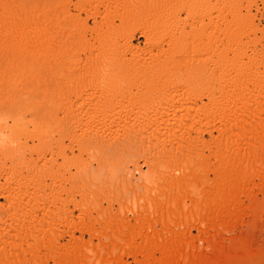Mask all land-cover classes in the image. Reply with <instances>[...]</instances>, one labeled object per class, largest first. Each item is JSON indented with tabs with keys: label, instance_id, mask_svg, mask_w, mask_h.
Instances as JSON below:
<instances>
[{
	"label": "bare ground",
	"instance_id": "bare-ground-1",
	"mask_svg": "<svg viewBox=\"0 0 264 264\" xmlns=\"http://www.w3.org/2000/svg\"><path fill=\"white\" fill-rule=\"evenodd\" d=\"M16 1H18V3L22 2L21 6L22 4L28 3L27 5L30 7L29 8L25 5V10L23 8L24 6H22L23 10L19 13V16L15 15L17 17L13 16L14 14H11L12 10L9 11V9L6 8L8 6L3 4L6 0H0V91L3 90L4 92H7L9 90L8 92H10L11 90H15L19 85L20 87L24 86L23 84L26 80V82H29L28 84L33 87L31 88V91L32 89H34L33 91H36L37 88L39 90L42 85L39 86V82L41 81L40 78L43 77H40V75H42L40 73L43 71L42 64L44 68H46L45 64L47 61L49 64L50 55H52V53L50 54V44H52V39H49V34L51 33L49 31V0H13V2ZM97 1L95 2H97L99 6L102 5L104 7L102 23H105V26H103L104 28L109 27L110 29L106 28L107 31H104L105 29L101 30V28L100 30L103 31V33H99L97 36L95 34L94 41L96 40L95 42H97L98 46H95L96 54L94 55L93 60L89 58L92 61L88 64L86 63L85 66L89 71V78L81 85L79 84V86L76 84L78 88H81L75 97L76 100L79 99L78 110L83 121H80V117L78 119L81 122L82 128L85 129V131H83V136L88 138L97 136L96 139L98 138L100 141L99 136L101 134H97L103 132H107L108 136L109 134L110 136L112 135V138L113 134L116 138V134H122L121 137L118 135L120 137V139L118 138L119 140L125 139L130 135L140 134V136H144V138L151 137V140L153 139L152 143L154 142V144H152L149 139L148 141L152 148H157V152L158 149L165 150L164 147L166 144L170 147L174 144V146L177 147L175 148L178 150L185 146L184 151H186L188 149L186 143H189L190 141L191 143H195L194 141L192 142V137L188 134L189 132H192L189 130L195 128L198 131L203 128L202 133L207 132L208 135H211L212 130L216 129L218 135L222 138L220 143L216 146L220 155L218 156L219 158L217 157L218 160L220 159V162L216 161V164L218 165L220 163L221 165L219 164L218 167L215 166L216 170L214 169L216 171V174L214 173L216 178L214 180V190L210 192L211 194H208V196H212V199H208V201L212 200V202L208 204L206 210H200L201 212L199 214L200 217L206 219V221L211 220V222H214L211 223V225L224 218H232L233 220L235 218L234 216L239 213L242 206L240 202L241 195L248 193L247 178L245 174L247 171L243 168L241 169L239 165L246 162L248 165L250 163L255 166L258 165L257 163L264 161V74L259 70V66L262 65L263 67V64L260 59L261 65H259V57H256L257 55L254 56L256 52L253 55H247L249 47L243 42V38L252 32V28L249 23L250 19L248 20L249 17L247 15L242 16L243 14L241 15L240 13L239 2L241 1L154 0V2L151 0L152 3L144 4L142 2L143 5L140 2L141 0H121L120 2L117 0ZM19 6L20 5H18L17 8L16 6L13 8H16L17 10ZM19 9L17 11H19ZM181 12L185 13V18H180ZM118 16L124 21H120L122 22L121 25L123 27L121 25V27L113 26V17L116 18ZM140 17L142 18L140 19L141 21H146V27L142 29V34L146 38L145 42L147 48L141 52L128 46V43H125L126 45L124 46V49L126 47L131 55V59L129 58V61H126L124 59L125 56L123 57V55L119 53L120 50L117 39H120L119 36L123 37V34L121 33L123 28L125 29L127 26H131L130 24L133 23L135 19L139 20ZM128 21L132 22L129 23ZM125 22L127 24H125ZM120 28H122L120 32L116 31V29L119 30ZM187 29L190 30L187 31ZM100 30L98 29V31ZM98 31L96 33H98ZM250 44H253V42ZM164 46H166V48H164ZM57 47L58 46H56V48ZM72 47H74V45ZM69 49L71 50V46ZM84 50H86V48ZM253 52L251 51L250 54ZM65 53L63 56H66L67 60L72 57L71 54H75L74 49L71 51V54ZM67 55L70 56L68 57ZM88 55L90 56V54ZM56 57H58V55ZM72 58H74V55ZM53 60L55 59H52V61ZM68 63L69 62H67V65ZM74 63L75 62L73 61L72 64L74 65ZM62 65L64 66V64ZM62 65L60 66L62 67ZM38 66L41 71L39 70L38 73H36V69L35 73L36 76L40 74L39 76L34 77V72L32 73V71L29 73L33 74L32 78L23 76L25 68L26 71H28L29 69L31 70V68H38ZM77 67H79L78 64ZM72 68L74 69V67L71 66V69ZM67 69L66 66L65 70ZM37 78H39L38 81ZM43 78L45 80L46 77ZM68 80L70 79L65 81L68 82ZM44 83L46 84V82ZM56 84L60 83L56 82ZM26 85L27 83L25 86ZM29 85L27 86L29 87ZM40 89H42V87ZM133 89L136 93L132 91ZM19 91H21V89H18L17 94ZM4 92L1 94H4ZM12 92L14 94L16 90ZM28 92L31 94L30 89ZM47 93L49 94L48 91ZM19 94L21 96V93ZM35 95L36 92L33 93V97H35ZM18 97H15V99L17 98L19 101L20 98ZM38 97L39 95L36 98ZM42 98L40 101H42ZM204 100H206V103H203ZM16 101L17 100L12 103L15 104ZM34 101L36 102V100L32 101L33 105L35 104ZM44 103H42V105ZM15 105L19 108V106H17L18 104ZM24 106L25 105L22 104V107H20L24 108ZM39 106L40 105L35 107L34 105L33 107L36 109L37 107L39 108ZM34 108H32V110ZM39 109L35 110L36 113ZM40 115L42 116L38 118L42 117L44 120L41 118L43 122L41 119H39L38 122L36 121V124L33 125V133L35 138L39 141L38 143L41 145L40 151H43L44 149L42 146L43 143L46 142V133L47 128L49 127V115L47 113L48 116H43L42 112ZM51 119L53 118L51 117ZM76 119L74 120L76 121ZM79 121L76 124H79ZM135 121H137L138 124L141 121L142 124L139 126L137 122L136 124L131 123ZM21 124L22 123H19L18 121L15 122V131H12L13 133L11 132V134H5L4 127L0 126V180H3V184L0 183V198L5 200V205L0 204V264H47V261L45 260L47 257L44 256V258L39 256L40 253L37 248H33L35 253L30 260H27L24 256L25 252L27 253V249L23 250L25 248H22L23 245H28L27 243L29 240H37L36 242L38 245L40 244L39 246L47 248L48 251L49 249L51 250L52 247L49 245V232L52 230L49 229V218L53 214H49V200L53 196H49L48 191L50 190L47 191L49 186L45 183V178H49L50 172L42 171L37 168L35 164L31 166L21 158L22 152L20 149L27 147L25 144L26 147L20 146L18 143L19 137L23 133ZM160 124H162L164 132L166 131V133L162 134L163 132H159V128L162 127ZM119 129H122V133L117 132ZM82 130H80V132ZM187 131L189 132L187 133ZM175 133H179V136L176 134L178 138ZM197 133L200 134V132ZM75 136L77 137V134ZM78 138V140L81 138L79 137V134ZM116 138H113V146L115 140H117ZM119 140L116 141V144L117 142L121 143ZM110 142L112 143V140ZM182 142H184L185 145L181 146ZM87 144H89V142H87ZM109 145L111 144L109 143ZM44 146L43 147L46 150L49 149L45 143ZM80 146L83 145L79 143V149L82 148ZM100 146L98 148H100ZM85 147L86 145L83 147L86 150ZM28 148L29 147H27V149ZM240 151L242 153H247H245L246 155L244 156ZM80 152L82 151L80 150ZM186 156L188 157V155ZM38 157L41 156L39 155ZM196 157L195 159H198ZM48 160L46 159L45 161L43 159L42 161L45 162L42 166H45ZM186 160L183 163H186ZM175 161L176 160H174V162ZM219 166L222 167L220 168ZM54 172L52 171V173ZM198 174L195 175L197 176ZM247 174H249V172ZM55 177L58 178L60 176L58 174V176ZM58 180L59 179H57V181ZM172 180H174V178ZM179 182L180 181H178V183ZM176 183H170L171 186L167 185L169 187L167 191L170 189L172 190L173 188L175 189ZM53 185L51 183V187ZM54 197L52 198L54 200V206L52 205V207L55 209V204H57L58 201L61 203V199H57V201ZM172 199L173 200L170 201L172 203L171 206L176 202L177 204L180 202L176 200L177 198L174 199L173 196ZM167 201H169V199ZM60 203L59 205L63 207L64 205L62 204L64 202H62V204ZM149 207H151V204ZM165 208L164 210L166 211ZM60 209L62 210V208ZM60 209L58 211H60ZM79 209L81 214L84 215L86 213L85 205H80ZM151 209L153 208L151 207ZM58 211H53V213ZM168 212L171 213L170 211ZM154 214L152 216H154ZM54 216L56 217V214H54ZM55 221L57 220L55 219ZM52 223H54V221H52ZM211 225L210 227L213 226ZM216 225H214L212 229L215 228ZM32 243L29 242L30 246ZM177 244L179 246V243ZM177 244L164 243L162 246L159 245L158 247H156V245L154 246L153 243L150 244L148 248L149 252L157 250L160 254L159 259L154 260L155 264H199L200 261H196L195 259L188 260L186 259L187 256L184 257L182 261L176 258L172 252H176L178 247ZM135 247L139 249V246H133L134 250L132 249V252L135 251ZM16 248H20L21 251L19 252L18 250L17 252L16 250L15 254L12 253V250H15ZM142 250L143 249H141V252ZM132 252L131 254H134L133 256L135 257L137 251H135V253ZM138 252L140 253V250ZM44 255L46 254L44 253ZM74 256L72 254V258ZM225 257L228 256H224L222 259H218L221 258L218 257L215 263L238 264V262L242 263L241 261L242 259H245V257L248 258V256H244V254H238V256L235 257L233 256L234 258L231 257L232 259ZM82 258V261H84V256ZM66 260V262L64 261L65 263L61 264H79L81 262V260H72L70 258H66ZM117 260H113L112 262L114 264H121V261L119 259ZM86 261H88L87 263L89 264L91 262L89 260ZM112 262L104 261V263L101 264H112ZM58 264H60V262H58ZM242 264H244V262Z\"/></svg>",
	"mask_w": 264,
	"mask_h": 264
},
{
	"label": "rangeland",
	"instance_id": "rangeland-1",
	"mask_svg": "<svg viewBox=\"0 0 264 264\" xmlns=\"http://www.w3.org/2000/svg\"><path fill=\"white\" fill-rule=\"evenodd\" d=\"M8 1L10 0H6V2L3 4L5 6H8L6 8L9 9V11L12 10L11 14L13 13V16H19V13L22 12L23 8L26 10L25 5L28 4L23 2L25 4H22V6H24L22 8L21 1V3H18V1L13 2V0L10 2ZM57 1L58 0H49V31L52 33L51 34L49 32V36L51 37H49V39H52V44H50V54L52 53V55L49 54L50 65L47 63L48 61L46 62V64L44 63L46 68H44L42 64V70L44 71L45 69L44 73L40 70L39 66L38 68H31V70L29 69L28 71H26L25 68L24 71L26 73L23 71L25 73H23V76H26L27 78H32L33 74L34 77H37L40 74H42L40 75V77H46L45 80L43 77H39L40 80L43 81L39 82V86L41 84L44 85L40 86V88L42 87V89L39 88L38 90L37 88L38 92H40L41 90V94L38 93L37 90L33 91L34 89H32L31 91V88L33 87H31L32 85L30 86L28 84L29 82H26L27 80L24 81V86L20 87L19 85V87L15 89L16 92H14V94L12 91L15 90H11L10 92H8V90V93L4 92L3 90L0 91V126L4 127L5 134H11L12 131H15V122L18 121L19 123H22L21 125L23 128V133L19 137L18 143L20 146L27 145V147L29 148L27 149L26 146V148L21 147V158H23V160L26 163H29L31 166L35 164L36 167L41 169L42 171L44 170L46 172H50L49 178H45V183L47 184V186H49L47 191L50 190L48 191L49 196H55V200L61 199V203L57 200L60 204L64 202L62 204L64 205L63 207H61V205H59V203L57 202L54 209V207H52V205L54 206V200L52 199L53 197H49V203L51 204V206L49 204V214H53H51L52 218L49 216L51 218H49V229L53 231L49 232V245L50 247H52L51 250L49 249L48 251L47 248L39 246L40 244L38 245V243L36 242L37 240H29L27 243L29 247L28 245L22 246V248H25L23 250L27 249L28 254L25 252V258L27 260L33 258L32 256L35 253L33 248L35 247L37 248V250H39V256L47 257H44L47 261V264H58V262H60V264L65 263L67 261L66 258H70L72 260L77 259L78 261L81 260L80 263L78 262L79 264H89L86 260L91 261L90 264H101L104 263V261L112 262L113 260L117 259L121 261V264H155L154 260L159 259L160 254L157 250L153 251L154 253L151 251L149 252L148 248L150 244L153 243L154 246L156 245V247H158L159 245L162 246L164 243H179V246L177 244L178 247L176 252L173 251L172 254L180 261H182L184 257L187 256L186 259H195L196 261H200L199 264H217L218 262L215 263V261L218 257H221L218 259H222L224 256H228L225 258L232 259L235 256H238V254H244V256L247 255L248 258L245 257V259H242V263L264 264V161L261 163H257L258 165L255 166L250 163L248 165L246 164V162L239 165L241 169L243 168L247 171H245L247 178V180L246 178L245 180L247 181L248 193L244 194L245 196L241 195L240 197L242 206L239 213L237 214L238 216H234L235 218L233 217V220L232 218H224L217 223L215 222V224H212V226L211 223L214 222H211V220L206 221V219L200 217L199 213L202 210H206L208 204L212 202V200L208 201V199H212V196L210 197V195L208 196V194H211L210 192L214 190V180L216 179L215 170L216 167H218V165L220 164H216L217 162H220V159L218 160V156L220 155L217 151L216 146L218 145V143H220L222 138L220 135H218L216 129L212 130L211 135L209 134L210 136L207 132L202 133L203 128L199 129L198 131L195 128L189 130L192 132L187 131V133L189 132L188 134L190 135V137H192V142H195L191 143L190 141L189 143L191 145L189 143H186L188 151H184L185 146L183 145H185V143L182 142V144H180L181 146H183V148L180 150L176 149L177 147L174 146V144L172 145L173 148L166 144V146L164 147L165 150L158 149L157 152V148H152L149 142L151 141L152 143L153 139L151 140V137L144 138V136L142 137L140 136V134L130 135L125 139L119 140L122 134L115 133L117 135V138L114 134L113 138H116L117 140H115L114 146V139L112 138V135L110 136L109 134L108 136L107 132L97 134H101L99 136L101 142L98 138V140L96 139L97 136H92V138L84 137L83 131H85V129L82 128L80 122L83 121V119L79 115L78 110L79 99L76 100L75 95L81 89L78 88L79 84L81 85L89 78V71L85 66L86 63L88 64L93 60L94 55L96 54V47L98 46L97 42H95L96 40L94 41L95 34L97 36V34L103 33V31L101 30L105 29L104 31H107V29L110 28H104L105 23H102L104 7L102 5L99 6L97 0ZM117 1L120 2L121 0ZM240 1L241 2L238 1L240 6V13L241 15L243 14L242 16L247 15L249 17L248 20L250 19L249 23L251 28L253 29H251L253 33L250 32L251 34L249 33L248 35L250 38L248 36L243 38V42L247 44V47H249L247 50V55L250 56L255 52L257 53H255L254 56L257 55L256 57H259V65H261V63L263 64V67L262 65L259 66V70L264 74V0ZM140 2H143L144 4L152 3L151 0H141ZM17 4L20 5L18 9L21 7L19 9V11L21 10L20 12L17 11L18 9L16 10L18 6ZM15 6L16 8H13ZM14 9L16 10V12ZM185 17V13L181 12L180 18ZM140 19L142 18L140 17L139 20L137 19L138 21L136 19L135 21H133L135 25L131 23L132 21H128L129 23H131L130 25L132 27L125 26L126 30L124 28H120L119 30L116 29V31L119 32L122 29L121 33L123 35H121L123 37L119 36L120 39H117V41L120 50L119 53H121L123 57L125 56L124 59L126 61H129V58L131 59V55L126 47L124 49V46L126 45L125 43H128V46L141 52L146 50L147 48V44L145 42L146 38L142 34V29L146 27V21H141ZM120 21H122L121 17H113V26L121 27V23L124 21ZM125 24L127 23L125 22ZM96 28H98L99 30L102 28L100 30L101 32ZM189 30L190 29H187V31ZM97 31L98 33H96ZM78 33L81 34L79 35ZM78 41L80 44L78 43ZM252 42L253 44H250ZM73 45L74 47H72ZM56 46L58 47L56 48ZM70 46L71 50L69 49ZM65 48H68L67 52ZM83 48H86V50H84ZM164 48H166V46H164ZM73 49L75 54H71V51H73ZM251 51L254 52L250 54ZM64 53H69L72 57L74 55V58L70 57V59L68 58L67 60V57L63 56ZM88 54H90V56ZM57 55L58 57H56ZM67 56L69 57L70 55ZM89 58H91L92 60ZM52 59L55 60L52 61ZM260 59L262 60L261 63ZM66 61L69 62L68 65ZM73 61L75 62L74 65L72 64ZM62 64H64V66ZM77 64L79 67H81H77ZM60 65H62V67ZM66 66L68 68L67 70H65ZM71 66L74 67V69L72 68L73 72ZM35 70L36 73H38L39 70L41 71V73L39 72L40 74L36 76ZM31 71L32 73H34L29 74L31 73ZM57 77L59 80L57 79ZM64 77L70 80L66 82L65 80L67 79ZM39 78H37V81ZM55 80L60 84H56ZM44 82H46V84ZM26 83L27 85H29V87L27 85L25 86ZM18 89H21L22 92L19 91L17 94ZM29 89L31 94H29L28 92ZM47 91L49 92V94L47 93ZM132 91L135 92L134 89ZM2 92H4V94H1ZM35 92L36 95L35 97H33V93ZM19 93H21V96ZM44 93L47 95V97ZM38 95L39 99L36 98ZM15 97L20 98L19 101L17 98L15 99ZM31 97L33 98V100H36V102L38 101L37 103L34 101L35 107L40 105L39 108L41 107L40 109H42L43 111L37 107L36 109H39V111L36 113V109L33 107L34 105L32 103L33 100ZM40 97H43L42 101H40ZM15 100L19 102L18 103L16 101L15 103L18 104L17 106H19V108H17L16 105L13 104ZM43 100L45 103L43 102ZM41 102L44 104L42 105ZM203 103H206V100H204ZM22 104L25 105L24 108H21ZM32 108L34 109L32 110ZM41 112L43 113V116L49 115V127L47 126L48 128L45 139L46 142H44L45 145L49 147V149L47 148L48 150H46L43 143L44 147L42 146V148L44 149V152L40 151L41 145L38 143L39 141L37 140V138H35L33 133V125L36 124V121L38 122L39 119L42 118H38L42 116L40 115ZM75 116L77 119L75 118ZM51 117L53 119H51ZM79 117L80 121L78 119ZM42 119L44 120V118ZM42 119L41 121L43 122ZM74 119H76V121ZM78 121L80 123L76 124L78 123ZM136 122L137 121L131 123L136 124ZM141 124L142 123L140 121L138 125L140 126ZM160 126H162V124H160ZM160 128V133H166V131L164 132L163 126ZM79 129L82 130V133ZM121 130L122 129H119L117 132L120 133ZM26 132L29 134H27ZM197 132H200V134ZM30 133L32 136L30 135ZM76 134L77 137L75 136ZM78 134L79 137L82 138V140L81 138L80 140H78ZM176 134H178L179 136V133H175V135ZM178 136L176 135L177 138ZM92 139L93 142H96L93 143ZM111 140L112 143L110 142ZM118 140L122 144L118 142L116 144V141ZM86 141L89 142V144H87ZM78 142L83 145L80 146L82 147L80 149ZM108 142L111 145H109ZM84 144L86 145V150L83 148L85 146ZM107 144L109 145V147ZM152 144H154V142ZM93 145H95L96 147ZM97 145H99L100 148H98L99 146ZM80 150L82 152H80ZM30 151L34 152L32 153ZM190 152H192L193 154ZM241 153L239 154H244L245 156V153L247 152H244L242 154ZM194 154H198L197 157ZM39 155L41 157H38ZM186 155H188V157ZM194 156L198 159H195ZM43 159L45 161L46 159H49L50 161L48 160L49 162L47 161V164H45V166H42L45 162L42 161ZM174 160L176 161L174 162ZM185 160L186 163H183L185 162ZM64 162L66 163V165ZM219 167L221 168L222 166ZM52 171H55L56 175L55 172L52 173ZM248 172L249 174H247ZM58 174L60 177H55L58 176ZM195 174L198 175L196 176ZM173 178L174 180H172ZM57 179L59 180L57 181ZM176 181L177 183L178 181H180V184L178 183L177 185ZM169 182L176 183L175 189H170L172 193L170 192V190H168L169 192L167 191V189L169 188L168 186H171ZM0 183L3 184L2 179L0 180ZM51 183L52 185L55 184L53 185L54 187H51ZM172 196L174 197V199L177 198L176 200L180 201L178 202V204L177 202L173 204V206H171L172 203L170 202L171 200H173ZM168 199L169 201H167ZM4 201L5 200H3V198H0V204L5 205ZM82 204L86 206V213L84 215L81 214L79 209L80 205ZM150 204L153 209L149 207ZM60 208H62V210ZM164 208L166 209V211L164 210ZM59 209L60 211H58ZM53 211L58 212L53 213ZM168 211H170L171 213H169ZM152 213H155L154 216H152ZM54 214H56V217L54 216ZM55 219L57 221H55ZM51 220L54 221V223H52ZM210 225L212 227L216 225V227L212 229ZM29 242L32 243L31 246ZM133 246H139V249L135 247V251H137L136 253L135 251H133L136 254L135 257L133 256L134 254H131L132 249L134 250ZM141 249H143L142 252ZM16 250L17 252L18 250L19 252L21 251L20 248H16L15 250H12V253L15 254ZM139 250L140 253L138 252ZM44 253L47 256L44 255ZM72 254L73 256L75 255L73 258ZM81 256H84V261H82L83 258ZM242 263L238 262V264ZM112 264L114 263L112 262Z\"/></svg>",
	"mask_w": 264,
	"mask_h": 264
}]
</instances>
